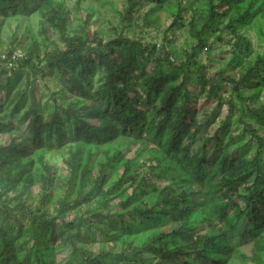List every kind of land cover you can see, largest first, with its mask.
I'll use <instances>...</instances> for the list:
<instances>
[{
	"label": "trees",
	"instance_id": "obj_1",
	"mask_svg": "<svg viewBox=\"0 0 264 264\" xmlns=\"http://www.w3.org/2000/svg\"><path fill=\"white\" fill-rule=\"evenodd\" d=\"M141 1L138 28L170 17L160 43L128 36ZM122 2L106 31L63 0H0V264H264V0ZM45 71L60 87L41 105ZM198 96L226 107L201 152L181 130Z\"/></svg>",
	"mask_w": 264,
	"mask_h": 264
},
{
	"label": "rangeland",
	"instance_id": "obj_2",
	"mask_svg": "<svg viewBox=\"0 0 264 264\" xmlns=\"http://www.w3.org/2000/svg\"><path fill=\"white\" fill-rule=\"evenodd\" d=\"M65 3L66 11L69 14V18L74 20L72 22L73 25L76 24L77 20L82 19L84 17L83 13L85 10L91 9L92 11V17L89 21V27L90 30H94L96 28H103L104 30H109L110 23H116L115 20V10H120L123 7L122 0H63ZM79 1V9L75 6V2ZM136 7L138 9L133 14V22H134V30L133 32H129V37H134L136 39H141L144 43L146 42H156L160 43L163 32L165 31L166 27L170 24V17L162 10H155L154 11V17H155V26L150 29H140L138 28V25L140 24V16L143 14L145 10H148V8L152 7V3L149 2H139L136 4ZM30 21V26L32 30L35 28L34 20H28L24 18L22 20V24L19 26V30L17 31L18 34V40H22L20 36H22L23 33V27L25 24ZM0 32V40H2V44L0 45V56L4 55L5 52L9 48V40H10V34L15 29L14 22L10 23V26H2ZM247 36L250 38V40L255 43V36L253 31H249L247 33ZM185 37L184 29L181 28L179 25L177 28H175L174 31V45L179 46L182 44V41ZM225 39H228V36H225ZM53 40L57 44V46L60 47L59 40L56 36H53ZM226 49L227 46L222 43H216L214 45L215 51L217 49ZM15 56L20 55L19 49H15L14 52ZM5 68V67H4ZM215 69H211L210 72H213ZM0 78L5 77V73L0 68ZM24 82V79L22 80ZM58 87H60V82L56 77H54L52 74L44 72L43 75H37L34 80L33 84V92L38 99L39 104H44V102L50 100V94L54 92ZM29 91L28 89L26 90ZM191 91V89H190ZM192 92V91H191ZM0 98L3 99V92H0ZM264 99V96H262ZM96 103L100 104V101L95 99ZM27 102V101H26ZM145 102V100H144ZM226 115V107L224 105H216L213 102L208 101L205 96H198L195 102H193L192 107L190 108V117L195 119L197 124H201V127L199 128L197 134L191 138V128L186 125L181 128L182 132L185 133V138L183 141V145L190 146L193 145L196 152H201V141L203 136H212L214 129L218 126L219 120L223 118ZM26 127L25 122L18 125L16 133L14 135L19 133H25ZM7 137L0 138V144L3 142H6ZM129 149L126 152L127 157L132 156V150L137 145L132 143V141L128 142ZM226 146L230 145V142L225 143ZM217 151L215 148H213V140L210 141L208 145V150L206 151L205 158L208 160H212L216 157ZM62 164L58 163L54 166L55 172H61ZM204 228V227H203ZM240 229L245 232V226L241 225ZM239 247L242 248L243 251H245L247 254H249V245H239ZM89 249L93 252L97 251L96 245H89Z\"/></svg>",
	"mask_w": 264,
	"mask_h": 264
}]
</instances>
